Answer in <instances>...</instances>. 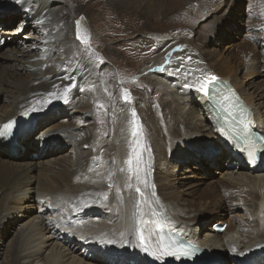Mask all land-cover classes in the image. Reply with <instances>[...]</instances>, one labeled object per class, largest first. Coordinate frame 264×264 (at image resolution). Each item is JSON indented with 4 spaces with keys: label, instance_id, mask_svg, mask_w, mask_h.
Returning a JSON list of instances; mask_svg holds the SVG:
<instances>
[{
    "label": "bare ground",
    "instance_id": "bare-ground-1",
    "mask_svg": "<svg viewBox=\"0 0 264 264\" xmlns=\"http://www.w3.org/2000/svg\"><path fill=\"white\" fill-rule=\"evenodd\" d=\"M21 1L28 12V21L10 32L14 35L10 40H16L26 24L37 26L34 33L24 34L25 46L13 48V63L8 64V69L0 68V97L6 87L12 93L6 96L10 103L0 107V126L13 118L35 119L15 139L5 142L0 138V259L4 256L0 264H156L141 251L137 233L142 232L145 243L155 250L157 233L165 224L210 248L218 261L208 264H264V162L253 170L228 142H221L211 122L206 98L198 89L211 76L231 81L254 108L258 128L264 131L260 95L249 93L244 83L239 84L242 66L239 68L230 59L205 49L210 46L216 24L230 25L224 22L222 11L207 14L208 18L212 15L215 18L213 31L207 35L202 28L199 33L194 30L186 17L162 16L165 0H116L115 6L121 11L135 14L139 8L142 13L160 15L155 16L158 20L167 18L168 24L176 23L167 30L170 33L186 29L190 34L186 54L201 68L194 71L187 65L171 63L182 55L177 46L181 40L173 35L158 38L152 33L153 41L163 40L165 44L151 54L148 64L152 67L142 68L143 72L150 68L149 76L142 79L146 91L135 96L144 99V103L121 100L122 104L114 111L115 94L122 90L112 81V70L87 60L84 67L79 66L71 57L72 46L85 45L89 19L77 17V8L66 19L67 15L62 16L66 11L55 16L47 7L40 10L38 0ZM50 1L59 5V1ZM176 2L180 5L182 0ZM68 3L73 7L76 1L69 0L66 6ZM216 4L218 0L202 3L204 6L196 12L198 16L194 14L198 26L207 17L203 9L215 10ZM48 5L43 0L40 6ZM8 17L10 14H0V19ZM78 29L83 39L77 38ZM115 31L110 33L116 35ZM91 35L93 38L95 34ZM30 36L34 39L29 40ZM135 38L127 39V46L143 51L142 43L149 40ZM75 41H79V46ZM254 52L253 47L244 53V59H255ZM110 60L119 75L126 76L124 68ZM12 72H26L31 78L16 82ZM73 83L76 87L70 88L65 103V88ZM96 84L102 92L94 90ZM152 90L155 95H151ZM83 94L91 96L85 98ZM91 109L93 119L82 123L80 129L67 124L87 119ZM133 109L138 120L132 116ZM62 110L67 115L53 125L57 112ZM49 115H53L51 122L47 120ZM137 126V134L133 136ZM86 127L92 129L93 144L83 137ZM214 141L212 147L197 148ZM12 144L15 151L8 149ZM63 147L67 148V156L50 155L61 152ZM34 153L40 155L39 162L33 159ZM15 154L17 159H11ZM46 155L49 158L42 161ZM25 158L30 161L25 162ZM186 158L207 168L214 164L220 168L216 171L221 175L219 179L211 177L195 199L186 198L185 190H180L178 183L165 173L170 165L183 167ZM39 164L46 172L45 182L33 189L37 179L28 174ZM137 187L143 197L136 192ZM239 211H244V215H239ZM222 222L228 223L227 229L216 233L212 229L214 224ZM9 224L14 229L20 225V229L15 246L4 252ZM109 240L114 243H108Z\"/></svg>",
    "mask_w": 264,
    "mask_h": 264
},
{
    "label": "rangeland",
    "instance_id": "rangeland-1",
    "mask_svg": "<svg viewBox=\"0 0 264 264\" xmlns=\"http://www.w3.org/2000/svg\"><path fill=\"white\" fill-rule=\"evenodd\" d=\"M45 1L47 3H50V5L52 4L53 9L50 5L43 6L41 8L40 5L42 4L43 0H38L37 6L40 8V10H44V8L47 7L52 10L53 15L55 16H59L61 15V13H64V11H66L65 14H62V16L67 15L68 17H66V19H69V16L71 14H74L70 11L77 8V17L89 19V27H87V32L85 33L84 37V39L87 40L88 43L85 44L82 48L72 46L71 57L72 60H74V62L79 66L84 67V63H86L87 60L88 62L102 63V66L104 67L103 69L108 67L112 70L114 74L112 75L111 79L114 83L120 86L122 90H120L121 93L115 94L117 97V101L112 106V109H114V111L118 109V105L122 104L120 102L121 100L124 102L123 96L125 89L128 90V94L131 97V102L144 103V99L135 96L138 93H144L146 91V86L144 85L142 79L149 76L148 71L150 68L147 70V72H143L142 68L148 65V67H152L151 64H148L149 58H151V54H153V52L157 48H159V46L165 44V41L163 40L161 42L153 41L151 39L153 34L158 38L173 35L174 39L176 38L181 40V42L177 44V46L178 49L182 51V55H178L177 57H175V59L172 60L171 63H178L180 67H185L187 65L194 71H197V69L201 68L195 64V60L190 58V55L186 54L185 49L187 46V40L190 36L188 31L186 29H182L181 31L173 30L171 33L168 32L167 30L177 24H168L169 19L167 18L158 20V18H156L155 16L160 15L156 14L155 12L142 13V10L139 8L135 10V14L134 12H124V10L121 11V9L119 10V8L115 6L116 0H75L76 3H73V7H71L69 3L66 6V2L69 0H62V2H60V0H56L59 1V5L54 4L50 0ZM204 1L205 0H182L181 4L179 5L176 0H165V4L161 8V15H165V17L171 16L173 19H175L177 15H180V18L186 17L190 19L191 27H193L194 30H196L198 33L202 28V30L207 35H211L213 31L212 26L215 19L212 18V16L214 14H217L219 10L222 11L221 15L224 17V22H230V25L223 24V22L222 24H216L215 32L211 36L210 46L205 49L209 52L230 59L232 64L236 66L238 65L239 68L242 66L241 72L239 73V84L241 85V83H244V86H246V88L249 90V93L260 95V100H258V102L260 103V107L264 112V0H218V4L215 5L217 6L215 10H208V8L203 9V13L207 17L201 20V25L198 26V22L195 20L194 14H196L200 6H204L202 5ZM23 6V1L17 3L16 0H3L0 2V14H10V17L6 18V20H4V18L0 19V68L8 69V64L13 63L12 57L14 53L12 50H15L13 49L14 47L25 46L26 37L24 36V34L29 35V33H34L36 31L34 30V28L37 26V24H26L22 31V34L16 36V40H10L12 39V37H14V35L10 34V32L17 30L21 25V22L28 21V12L23 8ZM68 6L70 9L68 8ZM4 9L5 11H3ZM212 12L213 15L211 16V18H208L207 14H212ZM196 16L198 15L196 14ZM115 29L116 35L111 34L110 30ZM145 29H151L154 30V32L150 33V31H144ZM3 31H7V33ZM91 32L95 34L93 38ZM179 32H181L180 35H178ZM133 37H136L135 39L147 38L149 40V43H142L143 47L145 45L143 51L135 48V46H127V39ZM33 39L34 37L30 36L29 40ZM74 43L79 46V41H75ZM253 47L255 48V59H252V61L245 60L244 53H246L248 50H252ZM110 59L116 61L119 67L124 68L126 76L121 77L119 75L117 67L112 64V61ZM176 59L179 60V62H177ZM239 68H237V70ZM249 69H252L253 71H248ZM87 72L88 68H85V74ZM199 75L201 74L199 73ZM30 78L31 76L26 72H12V79L16 82H24L26 80H29ZM129 86H131V88ZM95 89L99 92H102L101 87L97 84L94 86V90ZM113 90L115 91L114 87ZM155 94L156 92L152 90L151 95ZM11 95L12 93L10 91V88L6 87L4 96L2 98L0 97V107H4L5 104L10 103V101L6 99V96L9 97ZM83 95L85 96V98H90L91 96V94ZM89 114V117L87 119H84L83 121L73 120L72 122L67 124L80 129L82 127V123L93 119L92 109L91 111H89ZM66 115V110L57 112L54 118L55 122L52 124L56 125L57 123L61 122V120H63L61 118L65 117ZM113 117L114 115L112 116V118ZM51 118H53V115H49L47 120H50ZM80 118L82 117L80 116ZM135 120H138L137 114L135 116ZM51 121H53V119L50 120V122ZM47 123L43 127H45ZM43 127L39 128L38 131H40ZM86 131V133L85 130L83 131L84 139L90 141L89 143L93 144L91 139L92 129L86 127ZM221 142L223 143L222 140ZM214 144L215 141L205 142V144H202L203 146L198 145L197 148L204 147V149H207L209 147H212L211 145ZM66 150L67 148L63 147V149H60V151L63 153L53 152L50 155L59 158L65 157L67 156L65 155V153L67 152ZM84 150L88 151V149ZM223 151H225L224 148L222 152ZM191 153H193V150H191ZM191 153L189 152V154ZM12 157L13 158L11 159L16 160L18 156L17 154H15ZM48 158L49 156L46 155L42 161H46ZM28 159L25 158L24 161H30ZM33 159L36 160V162H39L41 160V157L39 154L34 153ZM223 160H226V158H223ZM182 166L183 167H179L178 165L176 167L175 165H170V167L167 169V172L165 173L170 179H173V181H176V183H178L177 187L180 190H185V197L188 199H195L197 195L202 193L206 186V183L211 179V177L219 179V177L221 176L219 172H216L220 168H218L215 164L207 168L204 166V164L202 165V163L197 162V160L186 158L185 163L182 164ZM202 166H204L205 168H202ZM241 170L245 171V168H242ZM28 175L31 178L37 179V182L33 187L32 183H30V186L33 189H35V186L37 184L41 186L45 182L46 172L42 169L41 164L30 171ZM29 202L24 204L25 207L28 206ZM0 208H2L1 205ZM239 215H244V211H239ZM19 229L20 225L15 229L11 224L6 227V232L9 231V234L5 238L6 249L3 250L4 252H6L8 248L12 249V247L17 243L16 235ZM48 252L49 250L46 251V253ZM3 260L4 256L0 259V261L2 262Z\"/></svg>",
    "mask_w": 264,
    "mask_h": 264
},
{
    "label": "snow or ice",
    "instance_id": "snow-or-ice-1",
    "mask_svg": "<svg viewBox=\"0 0 264 264\" xmlns=\"http://www.w3.org/2000/svg\"><path fill=\"white\" fill-rule=\"evenodd\" d=\"M17 3L20 2V0H16ZM79 24V22H77V25ZM77 38L78 39H83L82 37H80V34H79V29L77 30ZM83 42L85 44L88 43L87 40H83ZM190 59V58H189ZM161 71L164 70L163 67H161L160 69ZM64 78H67V77H64ZM217 80V77L215 76H211L208 78V80L206 81V83H201L198 85V89L200 92H202L205 96L208 95V92H209V88L207 87V85H210V84H213L215 81ZM55 87V86H54ZM72 87H76V84L73 83L72 85H70L69 87H66L65 88V97H64V102L67 103V96L66 94L70 91V88ZM189 88L192 87V85H188ZM50 96H54L55 94L54 93H49ZM56 99H60V97H56ZM225 99H227V97H225ZM123 100L125 102H129L131 100V97L130 95L128 94V90L125 89L124 90V96H123ZM47 103H51V101H48ZM43 107V105H42ZM40 109H33V111H39ZM25 115H27V113H25ZM132 116L135 117L136 116V111L135 109L132 110ZM134 123H137V122H134ZM253 123V121L250 119V118H246V119H242L241 120V124L244 125V128H243V131L241 132V136L240 138L244 141H247L248 138H249V132H250V129H249V125H251ZM5 129H11L12 127V124L9 123L7 125L4 126ZM137 131H138V126L137 127H134L133 129V136H135L137 134ZM220 132L223 133L224 135H228L227 132L224 131L223 128L220 129ZM0 135H3V133H0ZM248 155L253 157V159L255 158V155L253 152H248ZM129 163H131V161H129ZM136 192L141 196L143 197L144 196V193L141 191V189L139 187L136 188ZM137 236H138V239L140 241V246H142L144 248V251H148V246L144 243L145 241V237L143 235L142 232H139L137 233ZM108 243H114V241H107ZM190 251L187 247L183 246V245H178V246H174V247H170V248H165L162 252H161V255H168V256H173V257H181V256H186V255H190Z\"/></svg>",
    "mask_w": 264,
    "mask_h": 264
}]
</instances>
